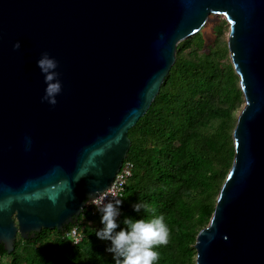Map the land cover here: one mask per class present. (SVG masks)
<instances>
[{"label":"water","instance_id":"water-1","mask_svg":"<svg viewBox=\"0 0 264 264\" xmlns=\"http://www.w3.org/2000/svg\"><path fill=\"white\" fill-rule=\"evenodd\" d=\"M224 16L244 106L196 264H264V0H0V244L64 232L104 193L177 46ZM19 41L21 47L13 45ZM47 51L57 103L42 101Z\"/></svg>","mask_w":264,"mask_h":264},{"label":"trees","instance_id":"trees-1","mask_svg":"<svg viewBox=\"0 0 264 264\" xmlns=\"http://www.w3.org/2000/svg\"><path fill=\"white\" fill-rule=\"evenodd\" d=\"M212 19L211 41L201 30L177 46L158 96L129 131L126 160L133 172L118 222L126 227V216L153 215L134 211L138 200L164 215L168 243L156 246L154 264H196L197 235L210 222L235 157L233 131L244 98L224 35L227 22ZM75 226L83 238L73 246L65 233ZM102 226L100 216H81L64 232L43 229L35 239L18 237L11 254L0 244V264H115L106 250L111 242L95 234Z\"/></svg>","mask_w":264,"mask_h":264},{"label":"clouds","instance_id":"clouds-1","mask_svg":"<svg viewBox=\"0 0 264 264\" xmlns=\"http://www.w3.org/2000/svg\"><path fill=\"white\" fill-rule=\"evenodd\" d=\"M13 47L19 49L20 42H15ZM37 66L44 74L46 85L41 99L55 105L57 95L62 91V81L57 71L59 61L44 51L37 60ZM95 203L103 225L95 234L98 238L111 242L106 250L113 253L115 264H154L159 259L156 246L167 244L169 236L162 213L155 215V209H150L147 203L138 200L132 205L134 211L140 212L144 209L146 212L151 211L153 215L139 219L126 216L123 220L126 227H120L117 218L121 214V199H100L95 200Z\"/></svg>","mask_w":264,"mask_h":264},{"label":"built area","instance_id":"built-area-1","mask_svg":"<svg viewBox=\"0 0 264 264\" xmlns=\"http://www.w3.org/2000/svg\"><path fill=\"white\" fill-rule=\"evenodd\" d=\"M133 172V164L130 161L125 160L121 170L115 176L111 186L102 193L99 197L94 199L93 201L89 202L86 207L85 211L83 212V218L86 216L96 217L100 216V213L97 210V205L95 200L100 199H116L121 198L124 190L126 188L127 182L129 178L132 176ZM118 219V218H117ZM65 236L69 239L73 246L78 245L83 238L82 232L78 226L71 228L68 232L65 233Z\"/></svg>","mask_w":264,"mask_h":264},{"label":"rangeland","instance_id":"rangeland-1","mask_svg":"<svg viewBox=\"0 0 264 264\" xmlns=\"http://www.w3.org/2000/svg\"><path fill=\"white\" fill-rule=\"evenodd\" d=\"M214 18H217V20L219 21V22H223V21H225V17L224 16H214ZM213 22H215V19H212V16H210V18H209V20H208V23L206 24V26L202 29V32H203V34L205 35V37H206V40L208 41V42H210L211 41V36H212V33H213V31H212V26H211V24L213 23ZM224 28H225V31H224V35H225V38H226V40L228 39V33H229V24L227 23V24H225V26H224ZM243 106H244V104H243ZM82 219H85V217L83 218V216H82ZM5 264H8V260H5V262H4Z\"/></svg>","mask_w":264,"mask_h":264}]
</instances>
